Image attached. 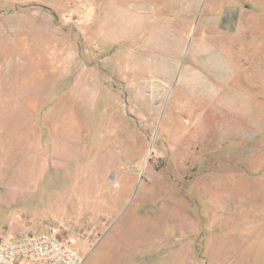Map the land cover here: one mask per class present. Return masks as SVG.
Here are the masks:
<instances>
[{
    "label": "rangeland",
    "instance_id": "1",
    "mask_svg": "<svg viewBox=\"0 0 264 264\" xmlns=\"http://www.w3.org/2000/svg\"><path fill=\"white\" fill-rule=\"evenodd\" d=\"M15 1L0 240L51 232L82 264H264V0Z\"/></svg>",
    "mask_w": 264,
    "mask_h": 264
},
{
    "label": "built area",
    "instance_id": "2",
    "mask_svg": "<svg viewBox=\"0 0 264 264\" xmlns=\"http://www.w3.org/2000/svg\"><path fill=\"white\" fill-rule=\"evenodd\" d=\"M82 255L51 232L0 240V264H82Z\"/></svg>",
    "mask_w": 264,
    "mask_h": 264
},
{
    "label": "crops",
    "instance_id": "3",
    "mask_svg": "<svg viewBox=\"0 0 264 264\" xmlns=\"http://www.w3.org/2000/svg\"><path fill=\"white\" fill-rule=\"evenodd\" d=\"M82 1V3L84 4V3H93L94 1H92V0H81ZM16 3H46L45 1H43V0H16L15 1ZM88 13V12H87ZM92 14H94V12L92 13ZM102 17H104V18H111L112 17V15L111 14H106L105 16H102V15H100V14H98L96 17H94V16H84L83 18L84 19H99V18H102Z\"/></svg>",
    "mask_w": 264,
    "mask_h": 264
}]
</instances>
